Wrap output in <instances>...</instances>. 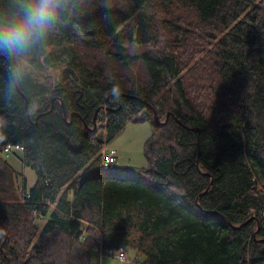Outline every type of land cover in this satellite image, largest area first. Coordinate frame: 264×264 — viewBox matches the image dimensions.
I'll list each match as a JSON object with an SVG mask.
<instances>
[{
    "label": "trees",
    "instance_id": "1",
    "mask_svg": "<svg viewBox=\"0 0 264 264\" xmlns=\"http://www.w3.org/2000/svg\"><path fill=\"white\" fill-rule=\"evenodd\" d=\"M7 64L0 151L36 181L0 160V264H264V0H80L11 98ZM132 120L148 165L104 169Z\"/></svg>",
    "mask_w": 264,
    "mask_h": 264
},
{
    "label": "clouds",
    "instance_id": "2",
    "mask_svg": "<svg viewBox=\"0 0 264 264\" xmlns=\"http://www.w3.org/2000/svg\"><path fill=\"white\" fill-rule=\"evenodd\" d=\"M79 4L80 0H8L0 8V56L8 61L4 77L8 98L21 88L22 61L42 54ZM113 98L119 99L115 89Z\"/></svg>",
    "mask_w": 264,
    "mask_h": 264
},
{
    "label": "rangeland",
    "instance_id": "3",
    "mask_svg": "<svg viewBox=\"0 0 264 264\" xmlns=\"http://www.w3.org/2000/svg\"><path fill=\"white\" fill-rule=\"evenodd\" d=\"M96 130H102L99 122ZM151 132L152 128L149 121L136 122L132 120L121 133L104 146L102 151L104 152L105 148L108 150L115 149L117 151L118 166L125 168L147 166L148 161L145 156V143L150 137ZM93 133H95V130ZM21 155V149H13L8 155L0 151V160L2 158H7L17 170L25 175L27 178V185L30 187L36 181V173L32 168L24 166L20 159ZM127 252L129 257L128 260H120L110 256H97L95 254L93 260L98 264H139L135 261L136 251L127 248Z\"/></svg>",
    "mask_w": 264,
    "mask_h": 264
},
{
    "label": "built area",
    "instance_id": "4",
    "mask_svg": "<svg viewBox=\"0 0 264 264\" xmlns=\"http://www.w3.org/2000/svg\"><path fill=\"white\" fill-rule=\"evenodd\" d=\"M13 149H21L20 145H8L5 147L4 152L8 155ZM118 157L117 151L115 149L108 150L105 148L102 151V167L104 169H109L117 165ZM94 253L98 256H110L116 257L120 260H128V252L126 247L119 248H106L102 244H98L94 247Z\"/></svg>",
    "mask_w": 264,
    "mask_h": 264
},
{
    "label": "water",
    "instance_id": "5",
    "mask_svg": "<svg viewBox=\"0 0 264 264\" xmlns=\"http://www.w3.org/2000/svg\"><path fill=\"white\" fill-rule=\"evenodd\" d=\"M98 111H99V109L96 112V115H95V118H94V126H93V128H91L92 130H96L97 127H98V122H97V114H98ZM170 116H171V112L168 113L166 120L165 121H162V120H160V118L158 117V115L155 113V119L154 120H155V122L164 125V124H166L168 122Z\"/></svg>",
    "mask_w": 264,
    "mask_h": 264
}]
</instances>
